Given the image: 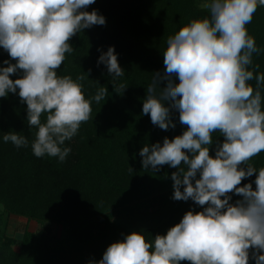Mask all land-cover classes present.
I'll return each mask as SVG.
<instances>
[{
  "label": "clouds",
  "instance_id": "obj_1",
  "mask_svg": "<svg viewBox=\"0 0 264 264\" xmlns=\"http://www.w3.org/2000/svg\"><path fill=\"white\" fill-rule=\"evenodd\" d=\"M93 3L0 0V47L16 62L5 60L7 66L0 67V97L18 90L26 102L28 125L37 129L31 150L38 158L47 155L64 162L72 151L63 146L65 141L92 119V101L100 103L108 96L107 87H100L91 100L86 99L84 75L74 80L56 71L66 53L75 51L69 43L74 35L105 25L97 10H86ZM259 6L264 0H203L198 7L210 15L190 18L166 38L164 71L152 75L143 100L142 114L150 115L153 125L175 128L171 110H178L186 130L172 139L165 137L162 145L143 146L142 167L157 170L167 164L178 169L171 173L172 198L207 206L186 211L151 242L142 232L127 234L112 242L95 264H248L250 249L256 264H264V167L249 163L264 152V73L253 60L262 49L246 27ZM101 63L113 78L114 91L122 93L127 85L118 84L117 78L124 69L113 46L101 52L97 64ZM17 69L23 75L10 79ZM213 133L224 137L214 156L209 152ZM2 139L16 148L29 145L27 137L13 131ZM254 174L255 188L251 183L241 186ZM229 193L241 199L230 203Z\"/></svg>",
  "mask_w": 264,
  "mask_h": 264
},
{
  "label": "trees",
  "instance_id": "obj_2",
  "mask_svg": "<svg viewBox=\"0 0 264 264\" xmlns=\"http://www.w3.org/2000/svg\"><path fill=\"white\" fill-rule=\"evenodd\" d=\"M200 3L95 0L88 6L87 11L97 10L106 23L74 35L69 43L75 51L66 53L56 71L58 76L71 75L74 80L84 75L81 83L86 99L91 100L100 87H107L108 96L100 103L92 101V119L65 141L63 146L72 151L62 163L56 157L38 158L33 154L31 142L37 129L28 125L27 105L18 90L0 97V264H95L112 242L123 240L127 234L142 232L151 242L155 235L166 234L186 211H202L207 206L191 199L174 200L171 173L178 169L167 164L157 170L145 169L139 154L143 146L162 145L165 137L172 139L186 130L179 122L178 110H171L175 128L162 130L152 124L150 115L142 114V104L152 75L164 71L166 38L190 18L210 15L198 7ZM246 27L262 49L253 60L260 65L258 71L264 73V6L257 8ZM109 46L114 47L124 69L117 83L127 87L120 94L114 91L106 65L97 64L101 52ZM5 60L16 63L0 47V67L7 66ZM22 75L17 69L10 79ZM250 83L255 87V81ZM261 94L264 109V87ZM41 121H46V115ZM9 131L27 137L29 145L16 148L11 142L5 143L2 137ZM223 140L222 134L213 133L210 155H215ZM188 155L191 157V153ZM249 163L257 169L264 167V152ZM255 178V174L244 178L241 186L251 183L255 188ZM229 196L230 203L241 199L235 193ZM4 213L37 221L40 226L30 229L26 224L20 237L9 234ZM46 222L58 223L60 231L53 232ZM252 253L250 249L248 264H256Z\"/></svg>",
  "mask_w": 264,
  "mask_h": 264
},
{
  "label": "rangeland",
  "instance_id": "obj_3",
  "mask_svg": "<svg viewBox=\"0 0 264 264\" xmlns=\"http://www.w3.org/2000/svg\"><path fill=\"white\" fill-rule=\"evenodd\" d=\"M203 2V0H201V3ZM2 207V205L0 204V208ZM6 219H7V232L9 234L15 235V236H19L22 232V230L24 229L25 225L27 224L28 227L30 229H35L38 228L40 226V224L37 221L34 220H26L25 217H21V216H17V215H9L6 214ZM45 225H49L51 230L53 232H59L60 231V225L58 223H44ZM16 248L18 247L16 244L14 245Z\"/></svg>",
  "mask_w": 264,
  "mask_h": 264
}]
</instances>
